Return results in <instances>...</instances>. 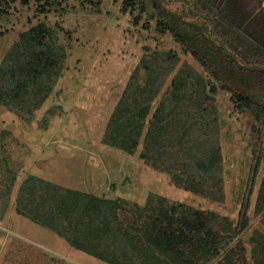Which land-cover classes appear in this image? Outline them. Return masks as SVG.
Segmentation results:
<instances>
[{
    "label": "trees",
    "instance_id": "1",
    "mask_svg": "<svg viewBox=\"0 0 264 264\" xmlns=\"http://www.w3.org/2000/svg\"><path fill=\"white\" fill-rule=\"evenodd\" d=\"M7 1L0 0V15L7 12ZM36 1L45 11L62 0ZM168 1L183 5L187 19L171 22L152 0L159 31H169L205 74L171 49L145 47L108 117L102 140L137 153L150 167L169 173L176 186L222 201L224 159L215 96L220 89L228 92L235 108L264 125V42L248 32L246 21L244 25L226 11L224 0ZM139 2L135 25L146 7L144 0ZM134 3L123 0L121 10L133 12ZM65 59L56 30L45 22L21 31L0 60V103L30 120L62 75ZM8 135L0 127V219L18 178ZM252 152L248 194L236 222L158 194L150 193L144 202L110 199L35 174L20 180L14 211L109 264H264V173L253 227L247 214L262 156L255 146Z\"/></svg>",
    "mask_w": 264,
    "mask_h": 264
},
{
    "label": "rangeland",
    "instance_id": "2",
    "mask_svg": "<svg viewBox=\"0 0 264 264\" xmlns=\"http://www.w3.org/2000/svg\"><path fill=\"white\" fill-rule=\"evenodd\" d=\"M139 1L134 0L133 12L121 10L123 0H62L59 5L46 6L45 11L36 0L7 1L8 10L0 15V60L19 33L38 22L56 30L66 59L62 75L30 120L0 103V127L10 133L7 148L18 165L12 199L0 219V264H109L75 249L54 231L14 211L17 187L28 174L110 199L144 202L150 193L158 194L227 215L236 222L248 194L255 146L262 156L247 214L251 227L256 224L254 209L264 173V125H257L249 113L235 108L228 92L220 89L215 96L224 159L222 201L176 186L169 173L150 167L137 153L103 142L108 117L145 47L171 49L181 61L205 74L169 31H159L158 10L152 0H144L140 20L133 23ZM156 2L171 22L187 19L183 5ZM223 3L228 13L250 25L249 33L264 42V0ZM192 22L202 28L199 20Z\"/></svg>",
    "mask_w": 264,
    "mask_h": 264
},
{
    "label": "crops",
    "instance_id": "3",
    "mask_svg": "<svg viewBox=\"0 0 264 264\" xmlns=\"http://www.w3.org/2000/svg\"><path fill=\"white\" fill-rule=\"evenodd\" d=\"M263 228V227H262Z\"/></svg>",
    "mask_w": 264,
    "mask_h": 264
}]
</instances>
